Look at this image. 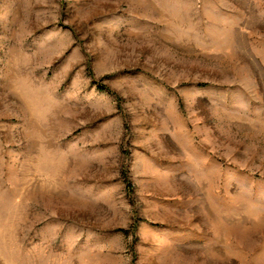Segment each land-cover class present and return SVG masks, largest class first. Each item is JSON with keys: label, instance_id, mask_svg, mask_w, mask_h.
Returning a JSON list of instances; mask_svg holds the SVG:
<instances>
[{"label": "rangeland", "instance_id": "obj_1", "mask_svg": "<svg viewBox=\"0 0 264 264\" xmlns=\"http://www.w3.org/2000/svg\"><path fill=\"white\" fill-rule=\"evenodd\" d=\"M0 264H264V0H0Z\"/></svg>", "mask_w": 264, "mask_h": 264}]
</instances>
